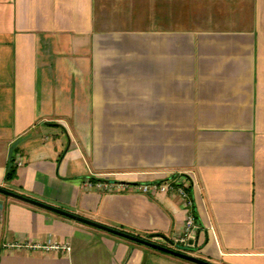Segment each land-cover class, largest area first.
Returning a JSON list of instances; mask_svg holds the SVG:
<instances>
[{
  "label": "crops",
  "instance_id": "1",
  "mask_svg": "<svg viewBox=\"0 0 264 264\" xmlns=\"http://www.w3.org/2000/svg\"><path fill=\"white\" fill-rule=\"evenodd\" d=\"M165 182L188 254L264 264V0H0V187L162 244L180 198L132 188ZM144 256L192 264L0 194V264Z\"/></svg>",
  "mask_w": 264,
  "mask_h": 264
},
{
  "label": "built area",
  "instance_id": "2",
  "mask_svg": "<svg viewBox=\"0 0 264 264\" xmlns=\"http://www.w3.org/2000/svg\"><path fill=\"white\" fill-rule=\"evenodd\" d=\"M16 166L21 165V161L15 159ZM83 188L86 191L97 190L106 192H124L127 188L124 184H115L111 182L99 181L92 178H87L83 183ZM189 184L186 183H153V184H141L136 185L132 189L137 193L146 195H153L156 193H168L174 192L181 200L183 207L186 210V216L184 218L182 233L173 238L170 242L163 241V246L182 249H196L197 248V231L199 229L197 217L193 209V202L189 193ZM53 249H61L68 252L70 249L68 246H52Z\"/></svg>",
  "mask_w": 264,
  "mask_h": 264
},
{
  "label": "water",
  "instance_id": "3",
  "mask_svg": "<svg viewBox=\"0 0 264 264\" xmlns=\"http://www.w3.org/2000/svg\"><path fill=\"white\" fill-rule=\"evenodd\" d=\"M0 194L3 196H6L8 198L23 202L25 204H28L30 206L45 210L47 212H51L53 214L68 218V219L76 221V222H79L81 224H84V225L93 227L95 229L107 232L109 234L124 238L126 240L131 241V242L140 244L142 246H145V247H148L150 249L162 252L164 254L170 255L172 257L178 258L180 260H183V261H186V262H189L192 264H212V263H209L207 261L201 260L199 258H196V257L188 254L187 253L188 251H192L191 249H188V248L182 249L180 247H177L174 249L171 247H166V246H163L160 244H156L154 242H151L150 240L139 238L137 236H133L131 234H127L125 232H121L119 230L109 228V227L103 226L101 224H97L95 222H92V221L87 220L83 217L77 216V215L70 213L68 211H65V210H62L60 208H56L54 206H51V205L45 204L43 202L37 201L35 199L23 196L21 194L15 193L13 191L7 190V189L2 188V187H0ZM153 237H158V236H153ZM145 262H146V256H144L141 264H145Z\"/></svg>",
  "mask_w": 264,
  "mask_h": 264
},
{
  "label": "trees",
  "instance_id": "4",
  "mask_svg": "<svg viewBox=\"0 0 264 264\" xmlns=\"http://www.w3.org/2000/svg\"><path fill=\"white\" fill-rule=\"evenodd\" d=\"M16 170H17V166L15 164V158L11 157L6 167V172L4 176L5 183H9L15 178ZM188 189L190 190V186Z\"/></svg>",
  "mask_w": 264,
  "mask_h": 264
}]
</instances>
